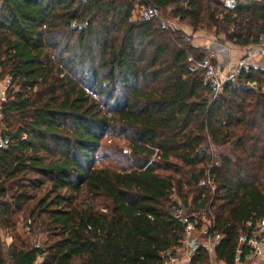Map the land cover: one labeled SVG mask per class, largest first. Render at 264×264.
<instances>
[{
    "label": "trees",
    "instance_id": "16d2710c",
    "mask_svg": "<svg viewBox=\"0 0 264 264\" xmlns=\"http://www.w3.org/2000/svg\"><path fill=\"white\" fill-rule=\"evenodd\" d=\"M149 1L191 27L189 44L134 19L137 0H0V264H162L182 236L173 197L221 236L188 264H234L264 218V61L214 100L187 62L203 28L256 46L264 0Z\"/></svg>",
    "mask_w": 264,
    "mask_h": 264
},
{
    "label": "built area",
    "instance_id": "2783aa9c",
    "mask_svg": "<svg viewBox=\"0 0 264 264\" xmlns=\"http://www.w3.org/2000/svg\"><path fill=\"white\" fill-rule=\"evenodd\" d=\"M222 6L227 10H234L236 7L235 0H219ZM134 19L146 22H154L156 27L161 31H182L183 34L179 37L178 42L182 45L189 44L191 42V34L186 32L180 26H178V20L172 19V21L166 19L162 12L153 6L149 0H137L135 10L132 14ZM85 25H81L83 28ZM71 28H76L77 24L72 22ZM259 50L258 57L264 61V33L260 36L259 42L256 45ZM229 49V53H230ZM198 52L202 57L195 61L192 56L187 58L188 71L199 73L203 86L206 87L212 94V100L216 99L223 86L227 83L235 81L241 72L248 71L250 64L247 58H241L237 61L229 56L226 64L223 67L222 74L217 64L216 52L211 49V45H205L198 47ZM6 86L9 87L10 79L6 77L2 79ZM0 97L4 102V92L0 93ZM1 116V115H0ZM8 145V139L0 137V149H5ZM200 186L208 185L211 191H214V187L208 181H201ZM171 217L181 226L182 236L180 240V246L178 248L167 250L162 259V264H178L182 261V264H188L192 256L199 249L200 245H203L209 255H212L215 244L221 239V236L213 233L208 237H205V232L197 233L196 218L187 214L185 206L177 201H173L169 209ZM24 233H30L31 221L26 220L22 225ZM1 234V239L8 244L11 241L12 234L10 231H4ZM200 235L203 236V240L200 241ZM34 250L43 249V243L39 240L33 244ZM42 256H38L34 264H39L42 261ZM234 264H264V218L261 219L255 226L250 235H241L238 239V248L234 257Z\"/></svg>",
    "mask_w": 264,
    "mask_h": 264
},
{
    "label": "crops",
    "instance_id": "0c3cea01",
    "mask_svg": "<svg viewBox=\"0 0 264 264\" xmlns=\"http://www.w3.org/2000/svg\"><path fill=\"white\" fill-rule=\"evenodd\" d=\"M186 31V30H185ZM189 33V31H186ZM196 36V35H195ZM193 36L192 39V45L194 47H203L205 45H211V49H213L216 52V58H217V64L219 66L220 72L222 74L223 67L226 64L227 59L229 56L233 59V61H237L241 58H247L249 64H255L259 63L260 59L258 57L259 50L256 46L249 47V48H237V47H228V45H222L221 43L213 42L211 39V43H209L210 38L204 39L200 37ZM229 49L231 50L229 53ZM241 54L240 56H237V54ZM178 264H182V261H180Z\"/></svg>",
    "mask_w": 264,
    "mask_h": 264
},
{
    "label": "rangeland",
    "instance_id": "374dc122",
    "mask_svg": "<svg viewBox=\"0 0 264 264\" xmlns=\"http://www.w3.org/2000/svg\"><path fill=\"white\" fill-rule=\"evenodd\" d=\"M163 16L166 18V19H168L169 21L171 20L172 21V19L173 18H171L170 16H169V12H168V10H166V12L165 13H163ZM178 26H180V27H182V29H184V30H186V31H189V32H191V27H189V26H187V25H185V26H183V25H181V24H177ZM208 26V25H207ZM204 29V28H203ZM203 29H199V30H196L197 32L194 34V36L196 35L197 37H202V36H204V37H202V38H204V39H207V38H210V39H208L209 40V43H211V39H212V41L213 42H216L217 41V43H221L223 46L224 45H228V47H233L231 44H229V43H227V42H225V37H224V35L223 34H218V33H216L215 32V30L214 29H210V28H208L207 30H203ZM195 36V37H196ZM200 37V38H201ZM241 54H237V56H240ZM260 61H263V60H260ZM8 90H9V88L6 86V84H5V82L3 81V80H0V93L1 92H4V102H6V97H7V92H8ZM91 94V97L92 98H94V99H97V97L96 96H94L92 93H90ZM3 102V100H2V98L0 97V105L1 104H3L4 103ZM0 121H2V116H0ZM3 127V126H2ZM1 127V128H2ZM4 128H2L1 130H3ZM0 136H1V134H0ZM2 137V136H1ZM3 138V137H2ZM172 200L174 201H177V202H180L181 203V201L179 200V199H176V197H173L172 198ZM185 209L187 210V214L188 215H190V213H189V209L187 208V207H185ZM207 213H202V214H194L193 215V217L194 218H196V220H200V221H202V223L203 224H207L208 223V216L206 215ZM23 223H24V221H23V219H20V221H19V223H18V228H19V230H20V232L21 233H23V230H22V225H23ZM5 231V230H4ZM3 230L1 231V233L0 234H3L2 232H4ZM198 234H200L201 233V230L200 231H198L197 232ZM41 241L42 243H44L45 241H46V239H45V236H43V235H38L37 236V238H36V240H35V242H37V241ZM34 242V243H35Z\"/></svg>",
    "mask_w": 264,
    "mask_h": 264
}]
</instances>
